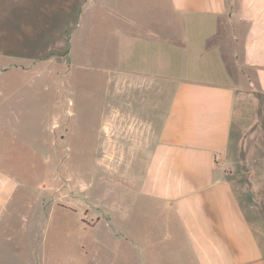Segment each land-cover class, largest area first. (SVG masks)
Returning <instances> with one entry per match:
<instances>
[{
	"label": "crops",
	"instance_id": "0c3cea01",
	"mask_svg": "<svg viewBox=\"0 0 264 264\" xmlns=\"http://www.w3.org/2000/svg\"><path fill=\"white\" fill-rule=\"evenodd\" d=\"M164 1L159 17L144 23L138 11L131 26L108 28L113 106L98 109L96 159L121 179L114 229L134 264H264L263 186L254 181L264 177V0ZM155 84L169 92L161 102ZM23 113L0 109V264H40L52 217L26 201L49 193L52 176L32 184L23 169ZM51 114L45 138L30 143L49 169Z\"/></svg>",
	"mask_w": 264,
	"mask_h": 264
},
{
	"label": "rangeland",
	"instance_id": "374dc122",
	"mask_svg": "<svg viewBox=\"0 0 264 264\" xmlns=\"http://www.w3.org/2000/svg\"><path fill=\"white\" fill-rule=\"evenodd\" d=\"M166 9L164 0H0V109L24 112L22 166L29 181L52 176L49 193L26 197L41 204L43 214L51 207L52 217L42 226L40 264H134L129 243L113 225L121 179L113 174V162L102 174L96 159L97 113L113 106L109 26L114 21L131 26L129 18L138 11H144L137 17L145 23L147 14L159 17ZM157 89L155 84V101L169 96ZM49 109L57 110L50 115L49 137L58 143L51 169L39 146L30 147L45 138ZM254 181L263 186L256 196L264 218V177ZM163 264L173 262L166 257Z\"/></svg>",
	"mask_w": 264,
	"mask_h": 264
}]
</instances>
